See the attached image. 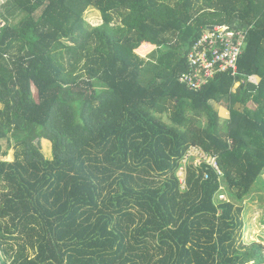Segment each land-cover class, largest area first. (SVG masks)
Returning <instances> with one entry per match:
<instances>
[{
  "label": "trees",
  "instance_id": "trees-1",
  "mask_svg": "<svg viewBox=\"0 0 264 264\" xmlns=\"http://www.w3.org/2000/svg\"><path fill=\"white\" fill-rule=\"evenodd\" d=\"M217 24L247 29L237 71L190 90L187 52ZM0 104V264H264L242 239L264 173V0H2ZM191 146L221 173L183 166Z\"/></svg>",
  "mask_w": 264,
  "mask_h": 264
},
{
  "label": "built area",
  "instance_id": "built-area-1",
  "mask_svg": "<svg viewBox=\"0 0 264 264\" xmlns=\"http://www.w3.org/2000/svg\"><path fill=\"white\" fill-rule=\"evenodd\" d=\"M246 28L233 27L229 24H217L206 27L192 43L186 55L187 69L178 81L190 90H198L212 80L217 74L230 72L235 75L237 62L243 52L246 41ZM192 159L195 166L207 163L217 173H221L216 157L208 155L202 149L191 146L185 154L183 166ZM178 171L180 184L184 186V169ZM208 177L207 174L204 175ZM223 198L222 195L219 196Z\"/></svg>",
  "mask_w": 264,
  "mask_h": 264
},
{
  "label": "rangeland",
  "instance_id": "rangeland-1",
  "mask_svg": "<svg viewBox=\"0 0 264 264\" xmlns=\"http://www.w3.org/2000/svg\"><path fill=\"white\" fill-rule=\"evenodd\" d=\"M2 2V0H0ZM23 14L19 13L11 23H16ZM83 18L88 25H97L101 22V17L98 11L88 8L83 13ZM218 108L219 105L216 104ZM222 107V106H221ZM166 120V118H164ZM3 146L4 142L2 143ZM49 143H42V151L48 153ZM13 150L10 149L7 158L12 159ZM243 229L242 239L245 242L260 241L264 245V173L261 176L260 182L257 184L249 198L243 201Z\"/></svg>",
  "mask_w": 264,
  "mask_h": 264
},
{
  "label": "crops",
  "instance_id": "crops-1",
  "mask_svg": "<svg viewBox=\"0 0 264 264\" xmlns=\"http://www.w3.org/2000/svg\"><path fill=\"white\" fill-rule=\"evenodd\" d=\"M99 13V12H98ZM100 15V14H99ZM2 107V104H0V108Z\"/></svg>",
  "mask_w": 264,
  "mask_h": 264
},
{
  "label": "water",
  "instance_id": "water-1",
  "mask_svg": "<svg viewBox=\"0 0 264 264\" xmlns=\"http://www.w3.org/2000/svg\"><path fill=\"white\" fill-rule=\"evenodd\" d=\"M208 27H212V25L208 26Z\"/></svg>",
  "mask_w": 264,
  "mask_h": 264
}]
</instances>
